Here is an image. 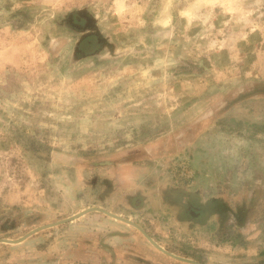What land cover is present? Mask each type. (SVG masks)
I'll return each instance as SVG.
<instances>
[{
    "label": "rangeland",
    "instance_id": "1",
    "mask_svg": "<svg viewBox=\"0 0 264 264\" xmlns=\"http://www.w3.org/2000/svg\"><path fill=\"white\" fill-rule=\"evenodd\" d=\"M76 10L114 57L74 58ZM107 206L176 255L264 264V0H0V218ZM47 232L0 264H186L100 211Z\"/></svg>",
    "mask_w": 264,
    "mask_h": 264
},
{
    "label": "flooded vegetation",
    "instance_id": "2",
    "mask_svg": "<svg viewBox=\"0 0 264 264\" xmlns=\"http://www.w3.org/2000/svg\"><path fill=\"white\" fill-rule=\"evenodd\" d=\"M62 24L64 25V27L67 30H69V31H71L77 35V37L74 39V43H75V45H74V58L75 59L82 60V59H87V58H95L96 56L101 55L103 52H105V53L108 52L109 57H114L113 56L114 54L112 51L113 45L110 43L108 38H105V36H103V34L99 28V24L97 22V19L94 16H92L90 13H88L87 10H76V11L70 12L69 14H67L63 18ZM104 183L107 184V181H104ZM188 197H189V195H188ZM140 201L141 200H138L137 202L140 203ZM137 202H136L135 206L139 205ZM218 204H219L218 199L212 198V199L208 200L207 202L201 203L199 205L194 206V204H191L188 208H186V212L192 220L198 221V220L203 218V216L205 215L204 212L208 213V211L211 210L210 213H208V214L214 213V210H216ZM87 209H90V208H87ZM102 210L104 211V212H102V215L105 218V220L111 219L115 222L123 224L127 228L131 229V231L134 232V234H138L140 237H143V239H145V241H147L150 244V246H153L159 252L166 254L167 256L175 259L176 261L186 263V264H191L189 262L178 260L177 258H174V257L168 255L167 253H165L164 251L160 250L159 248H157L156 246H154L151 243V241L147 238V236L150 237L157 245H159L161 248H163L166 252H168L170 254H173V255L181 257V258L193 260V261L200 263V264H204L198 258H195V259L186 258L183 256L176 255L173 252H170L166 247H163V245L156 239L155 235L152 232H150L145 227V225L139 223L138 221L132 220V218H130V217H124L122 215L115 214L109 209L108 206L105 208H102ZM82 211H84V210H82ZM82 211H80V212H82ZM80 212H78V213H80ZM78 213H76V214H78ZM76 214L66 216L64 218H60L59 220H57V221L55 220L54 222H47L45 224H41L40 226H37L33 229H29L28 231L23 232L18 236L15 234V230L17 227L15 219L11 218L10 216H5L4 218H0V231L7 233V236L0 237V245L2 243H5V242H1V240H7V242L5 244L9 247V249H13V248L18 247L20 245L25 246L26 243L30 239L35 237L36 235L41 237V239H44L45 238L44 236L47 235L46 233H48L47 231H50L53 229H58L59 227L71 224L74 220H77L78 218L71 220V221L69 220V221L64 222V223L56 224V223L68 220ZM112 215L119 216L124 220L115 218ZM40 227L43 229H41L37 233L30 235L28 238H26V236H28V234L31 231H33L37 228H40ZM128 233L129 232H123L122 230H114V231L109 230L106 232L108 237L109 236H117V237L122 236L123 237L124 235L128 236L129 235ZM52 235H54V234H52ZM23 238H26V239L22 241ZM48 238H47V240H49ZM47 240H45V241H47ZM18 241H20V242H18ZM87 242H89V241H87ZM107 244H106V247L109 248L108 245H110V244H108V245ZM110 252H111V250L109 249L110 258L113 259L114 255H113V253L111 254ZM128 257L131 260H134L136 262H140V263L143 262L145 264L150 263L149 260H147L143 257L136 256L134 254H129ZM111 262L112 261L110 260V263Z\"/></svg>",
    "mask_w": 264,
    "mask_h": 264
},
{
    "label": "water",
    "instance_id": "3",
    "mask_svg": "<svg viewBox=\"0 0 264 264\" xmlns=\"http://www.w3.org/2000/svg\"><path fill=\"white\" fill-rule=\"evenodd\" d=\"M93 211L104 212L101 208H90V209H86V210H84V211H82V212H80V213L74 215L72 218H70V219H68V220H65V221H62V222H59V223H56V224L64 223V222H67V221H69V220H70V221H71V220H74V219H76V218L81 217L82 215H85L86 213L93 212ZM112 216L115 217V218H118V219L124 220V219H122V218L119 217V216H116V215H112ZM53 225H54V224H53ZM50 226H51V225H50ZM46 227H47V226H46ZM41 229H43V228L40 227V228H37V229L31 231V232L28 234V236H26V238H28L30 235H33V234L37 233V232L40 231ZM146 236H147V235H146ZM26 238H23L22 241L25 240ZM147 238L151 241V243H152L154 246H156V247L159 248L160 250L164 251V252L167 253L168 255H170V256H172V257H174V258H177L178 260H182V261H185V262H189V263H191V264H200V263H197V262H195V261H193V260H189V259L181 258V257L175 256V255H173V254H170V253L166 252L163 248H161L159 245H157V244H156V243H155L150 237L147 236ZM1 242H5V243H6L7 240H1ZM18 242H20V241H18Z\"/></svg>",
    "mask_w": 264,
    "mask_h": 264
}]
</instances>
